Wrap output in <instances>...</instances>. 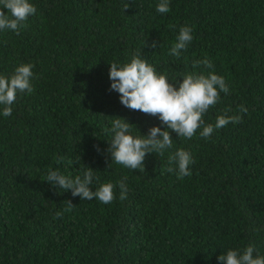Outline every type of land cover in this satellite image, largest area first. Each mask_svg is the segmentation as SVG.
<instances>
[{"label":"trees","instance_id":"16d2710c","mask_svg":"<svg viewBox=\"0 0 264 264\" xmlns=\"http://www.w3.org/2000/svg\"><path fill=\"white\" fill-rule=\"evenodd\" d=\"M0 264H264V0H0Z\"/></svg>","mask_w":264,"mask_h":264}]
</instances>
